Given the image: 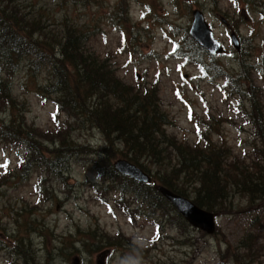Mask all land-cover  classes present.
I'll list each match as a JSON object with an SVG mask.
<instances>
[{
	"label": "rangeland",
	"instance_id": "1",
	"mask_svg": "<svg viewBox=\"0 0 264 264\" xmlns=\"http://www.w3.org/2000/svg\"><path fill=\"white\" fill-rule=\"evenodd\" d=\"M15 2L28 19L38 18L50 37L59 35L65 42L75 36L87 52L107 60L126 85L150 88L152 84H159L161 105L171 121L167 128L169 136L175 134L179 140L195 147L201 137L208 138L211 134L214 143L224 141L225 148L231 149L230 159L252 153L250 143L254 141L255 131L251 121L240 112L245 99L239 101L231 95L227 71L234 74L239 69L236 58L244 52L254 67L259 68L264 62V0ZM195 9L204 12L215 38L227 50L217 61L222 69L220 73L226 76H214L208 56L189 51L188 47L194 44L189 30ZM222 17L238 32L245 49L240 52L234 49L231 30L224 25ZM71 30L73 36L68 33ZM33 41L28 40L30 47L35 46ZM176 46H180L178 52L174 51ZM59 48L56 46L54 52L60 60ZM184 52L186 57L182 55ZM48 61L40 60L37 64L35 58H17L19 68L14 75L7 76L0 70V98L6 102L7 95H12L17 101L15 111L7 105L1 107L0 130L14 121L19 125L25 120L28 128L39 129L42 134L69 122L72 126L67 141L75 153L69 157L68 145L64 147L65 152L58 140L53 142L27 130L21 148L6 144L0 133V264H75L77 256L80 264H99L98 256L106 250L99 251L96 246L101 240L103 245L108 239L113 243L119 234L132 239L133 245L108 247L111 252L106 264H239L244 256L240 243L255 207L237 198L227 214L217 216V230L213 235L185 226L173 213L164 218L161 212L155 217L149 213L151 216L146 219L139 218L134 211L125 212L120 206L119 194L107 189L88 158L105 160V155H113L115 162L128 160L121 152L127 151L129 159L133 153L112 135L109 144L105 135L108 132H102L99 127H90L80 117L69 119L65 107L58 115L60 124L54 123L58 119L55 118L56 104L62 106L63 99L56 88L59 83H55L50 67L46 66ZM255 80L264 95V68L262 74L256 72ZM235 86L234 91L245 92V79L240 78ZM86 97L82 93L79 103ZM90 102L94 104L95 99L87 103ZM259 145L263 147L261 142ZM33 147L37 151L32 154ZM54 150L59 151L63 162L67 159L65 166L61 161L59 170L64 173H49L44 157L37 156L43 152L50 155ZM176 162L175 159L173 164ZM140 163L153 179L158 177L159 167L150 163L148 157H141ZM23 165L27 167L25 171ZM183 178L180 171L174 184L194 201L197 186L188 177ZM158 185L164 186L159 181L151 184L155 189ZM155 221L161 223L159 239Z\"/></svg>",
	"mask_w": 264,
	"mask_h": 264
},
{
	"label": "trees",
	"instance_id": "2",
	"mask_svg": "<svg viewBox=\"0 0 264 264\" xmlns=\"http://www.w3.org/2000/svg\"><path fill=\"white\" fill-rule=\"evenodd\" d=\"M15 1L0 0V70L6 72L7 76L14 75L19 68V64L16 62L17 58L22 60L35 58L37 64L40 60H49L46 66L50 67V74L53 76L55 83H59L56 88H59V92L68 99L66 106L61 102L62 111L65 107L69 119L79 120L78 117H80L84 120V123H89L90 127H99L102 132H108L105 135L109 144L112 143L111 135L114 140H122L124 146L131 150L133 156L129 159L130 154L127 151H120L121 154L144 171L145 167L141 165L140 160L141 157H148L150 163L159 167L156 174L158 177L153 179L154 183L159 181L173 192L187 197L185 192L174 184V178L177 177L180 171H183V180L188 177V180L191 179V182L196 184L195 187L197 186L194 203L204 210L218 215L227 214L237 198L245 199L249 207L255 208L250 212L249 228L240 243V251L244 256L239 264L263 263L264 95L263 89L256 83L255 75L256 72L262 74L264 62L260 64L259 68H256L250 64L251 60L248 53L244 52L242 57L238 55L236 58L239 69H236L234 74L227 71L230 88H232L231 95L239 101L242 98L245 99V102L241 103L240 112L245 119L251 121L250 125L255 131L254 141L250 143L252 153L243 156V158L234 156V159H230L231 149L228 151L225 148L226 143L224 141L222 144L214 143L211 134L208 138L201 137L195 147L188 142L179 140L175 134L168 135L167 128L170 126L171 121L161 105L159 84H152L150 88L144 86L136 88L126 85L117 76L107 60L101 59L94 53L87 52L83 45H79L76 37L73 36L74 31L68 32L73 37H68L65 42L61 40L59 35L52 34L53 37H50L38 23L40 20L38 18L28 19L20 11L18 3ZM35 36L36 40L34 39ZM28 40L31 42L36 41H33L35 48L30 47ZM56 46L60 47L58 53L60 60L57 53L54 52ZM188 48L191 52L198 51L196 55L203 53L202 55H205V57L208 56L210 65L215 71L214 76H226L220 73L222 69L218 67L220 64L217 61L221 56H210L195 42L192 47L189 46ZM182 55L186 57V52ZM59 64L63 67H60ZM203 66L208 72L207 65L204 63ZM62 71L66 72V75L70 76L71 74L72 79L62 77L63 82L60 79ZM240 78L245 79V92L243 93L242 90H239V92L234 91ZM82 93H85L87 97L84 102L79 103L78 100L81 99L79 94ZM6 98V102L0 98V109L3 105H7L10 110H17V101L14 97L7 95ZM90 99H95L94 104H91L92 102L87 103ZM83 106H87V109L85 107L83 109ZM209 118L215 120V117L209 116ZM57 123L60 124V119ZM27 124L23 120V123L19 125L14 121L9 126H3V129L0 130L1 139L6 144L13 143L14 146L21 148L24 145L23 136L25 130H27L32 135L42 136L46 139L51 138L53 142H55V139L58 140L61 149L67 151L64 147L68 145L67 139L70 136L72 125L69 122L62 124L60 129L42 134L39 129L28 128ZM22 127H24V130H22ZM201 142H204L203 146L200 145ZM260 142L263 147H260ZM68 148L67 155L71 157L74 155L75 150L72 149L73 146L68 145ZM36 151L35 147L31 148L32 154ZM37 156L44 157L45 167L49 173H64L59 171L61 161L63 162L59 151L54 150L50 155L43 152ZM105 156V160L88 158L89 164L100 173L103 184H107V189L119 194L120 206L125 212L131 213L134 211L139 218L146 219L150 218L151 215L155 217L160 212L163 218L169 213H173L176 214V218L181 223L190 226L177 213L173 205L154 187L123 176L114 167L113 162L116 156ZM175 159L177 162L173 164ZM66 160L63 162L64 166ZM26 168V165H23V171ZM163 173L165 174L163 175ZM101 190H105V188H101ZM154 225L156 238L159 239L162 230L161 223L155 221ZM103 244L104 240H101L96 246L99 251L101 249L109 250L108 247L119 246V244L120 247H128L133 245V240L119 234L114 237L113 243L110 244L108 239L105 245Z\"/></svg>",
	"mask_w": 264,
	"mask_h": 264
},
{
	"label": "water",
	"instance_id": "3",
	"mask_svg": "<svg viewBox=\"0 0 264 264\" xmlns=\"http://www.w3.org/2000/svg\"><path fill=\"white\" fill-rule=\"evenodd\" d=\"M189 34L192 39L210 55L217 56L224 53V47L214 37L213 31L205 19L204 12L199 9L193 12V22ZM232 40L235 47L239 50L241 46L239 38L233 34ZM114 167L120 174L136 182L151 184L153 181L148 173L128 160L119 159L115 161ZM156 190L173 205L176 211L193 228L199 229L208 235H213L216 232L217 214L204 210L192 200L173 192L165 186L158 185ZM107 256V252L101 253L98 256L99 264H105ZM74 263L80 264V258L75 257Z\"/></svg>",
	"mask_w": 264,
	"mask_h": 264
},
{
	"label": "bare ground",
	"instance_id": "4",
	"mask_svg": "<svg viewBox=\"0 0 264 264\" xmlns=\"http://www.w3.org/2000/svg\"><path fill=\"white\" fill-rule=\"evenodd\" d=\"M172 27H173V26H172ZM62 73H63V74H62ZM65 73H66V72H63V71H62V72H61L62 76H61V74H60V79H61L63 82H64L63 78L66 79V78L68 77L69 80H71L72 77H73L71 74H70V76H69V75H66ZM62 77H63V78H62ZM61 96H62V99H63V103L66 104V103H67L66 101H67L68 99H66V96L63 95V94H61ZM79 96L82 98V94H79ZM80 97H79V98H80ZM76 99H77V97H76ZM72 101H73V100H72ZM78 101H79V100H78Z\"/></svg>",
	"mask_w": 264,
	"mask_h": 264
},
{
	"label": "snow or ice",
	"instance_id": "5",
	"mask_svg": "<svg viewBox=\"0 0 264 264\" xmlns=\"http://www.w3.org/2000/svg\"><path fill=\"white\" fill-rule=\"evenodd\" d=\"M233 3H235V0H233ZM190 119H191V115H190V117H189Z\"/></svg>",
	"mask_w": 264,
	"mask_h": 264
},
{
	"label": "clouds",
	"instance_id": "6",
	"mask_svg": "<svg viewBox=\"0 0 264 264\" xmlns=\"http://www.w3.org/2000/svg\"><path fill=\"white\" fill-rule=\"evenodd\" d=\"M121 264H123V262H121Z\"/></svg>",
	"mask_w": 264,
	"mask_h": 264
}]
</instances>
